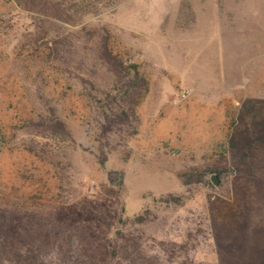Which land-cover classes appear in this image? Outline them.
I'll return each instance as SVG.
<instances>
[{"label": "rangeland", "instance_id": "rangeland-1", "mask_svg": "<svg viewBox=\"0 0 264 264\" xmlns=\"http://www.w3.org/2000/svg\"><path fill=\"white\" fill-rule=\"evenodd\" d=\"M104 42L147 82L131 126ZM117 229L154 264H264V0H0V264L30 237L84 264L69 235L110 264Z\"/></svg>", "mask_w": 264, "mask_h": 264}, {"label": "trees", "instance_id": "trees-1", "mask_svg": "<svg viewBox=\"0 0 264 264\" xmlns=\"http://www.w3.org/2000/svg\"><path fill=\"white\" fill-rule=\"evenodd\" d=\"M100 52L97 56V61L106 67L107 72L113 79V85L109 92L99 93L104 98V106L109 108L114 119L120 123L131 126L135 122V108L138 105L141 97L147 90V82L143 76L139 75L136 65H127L123 60L118 58L109 49L104 42L100 46ZM63 126L55 122L54 128L63 132ZM180 199L176 196L167 195L159 199L160 203L178 204ZM150 213L135 215L131 218L130 224L142 223ZM122 222L120 220L119 224ZM127 236L119 229L114 233L113 247L110 254V264H154L148 261L145 249H141L143 241H137L131 234ZM63 244H58L60 248L57 252L59 258H80L85 264H99L97 253L91 246H85L83 240L77 241V235H69L62 238ZM61 239V241H62ZM65 247V249H64ZM17 249L22 255L24 261H31L33 264H42L44 245L41 246L38 238L30 237L22 243V246Z\"/></svg>", "mask_w": 264, "mask_h": 264}, {"label": "water", "instance_id": "water-1", "mask_svg": "<svg viewBox=\"0 0 264 264\" xmlns=\"http://www.w3.org/2000/svg\"><path fill=\"white\" fill-rule=\"evenodd\" d=\"M224 173V171H221L211 175L210 180L214 186L218 187L221 184Z\"/></svg>", "mask_w": 264, "mask_h": 264}]
</instances>
